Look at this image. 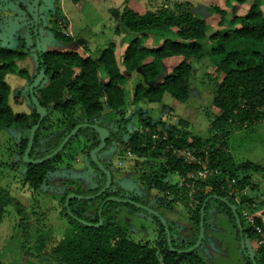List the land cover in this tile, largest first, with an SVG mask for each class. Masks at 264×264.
<instances>
[{
  "label": "trees",
  "instance_id": "1",
  "mask_svg": "<svg viewBox=\"0 0 264 264\" xmlns=\"http://www.w3.org/2000/svg\"><path fill=\"white\" fill-rule=\"evenodd\" d=\"M72 1L76 3L80 0ZM237 1L242 3L245 0ZM260 3L261 0H253L245 14L233 19L232 22L236 26L230 32L223 34L208 31L206 21L192 10V4L188 1L164 3L141 14L130 7H125L120 21L130 32L137 35L125 47L120 63L128 73L139 68L147 82V84L137 83L135 85L133 102L137 103L140 100L159 102L164 93H169L174 99L185 102L189 96V79L192 72L190 61L199 62L208 56L216 70L222 73L221 79L214 84L213 104L219 110L212 122L215 129L228 134L230 127L235 123L251 125L263 118L264 13ZM213 9L217 11L219 23L222 24L225 21L226 11L218 6H214ZM152 34H160L163 37L160 41V37ZM54 36L65 42L73 40L70 35L59 31H56ZM32 37H36L34 31H32ZM146 38H153L156 45L143 44ZM207 40L210 44L208 54L204 46ZM35 51L38 59L37 70L43 69L44 74L32 92L45 108V115L34 133L29 152V157L33 159L54 150L77 123H96L94 119L100 116L104 104L110 109L118 110L124 104L125 82V75L115 55V44L112 42L103 48L97 57L89 54L81 55L71 49L38 52L35 47ZM177 55L183 56V59L161 80H157L162 72V60ZM25 57L26 52L22 50L0 46V126H16L21 131L27 130V136L22 137L18 144L19 161L24 165L22 184L29 186L32 190L43 185L52 171V163L60 158L61 151L77 135L88 130L91 131L94 142L89 147L87 157L101 177L96 176L97 185L91 193L81 192L79 194L97 192L105 184L106 176L89 155V151L99 143L98 133L91 126L80 127L74 135L67 139L60 151L45 160L38 163H26L22 160L29 130L38 121L39 114L31 100L29 88L27 97L32 108L29 111L13 109L11 87L6 77L10 74H21L20 72L24 69H19L18 61ZM99 69L106 76L103 83ZM25 78L30 85L34 77L26 75ZM20 103L18 101L17 104ZM76 108H81L83 118L79 121H71L51 148L37 149L39 131L49 120L50 115L57 113L60 118L67 120L73 117ZM140 120L143 125L137 128H128L130 117L117 121L118 127L109 131L105 146L110 142H116L128 148L133 154L146 156L145 161L151 164L149 170L142 174L144 178H147V188H155L165 198L168 196V193H165L166 190L173 192L177 197L180 195L177 183H168L164 181V177L176 173L185 178L180 188L184 191L193 190L192 200L186 201L185 205L189 203L190 218L196 228L195 239L184 246H178L174 243L166 220L171 241L168 245L164 225L156 214L150 212L158 223V239L154 244L131 240L128 237L129 223L127 220L120 219L118 214L122 206H128L132 210L139 208L144 210V208L127 199L147 205L159 214L160 212L157 206H149L141 195L129 193L127 189L118 186L111 174L109 187L101 195L96 196L100 202L93 213H89L87 208L92 198L71 197L68 202L69 211L64 202V214L68 217V221L61 237L51 249L54 259L59 264H204L197 255L196 248H189L197 239L200 208L204 199L208 197L204 206L203 226L208 208L215 204L234 223L239 239L243 237L244 242L245 239L260 241L254 252L260 256L259 260L254 254L252 255L256 264H262L264 222L259 215L254 214L253 222L247 221L246 223L241 209L243 203L254 209L255 202L246 196L243 197L242 203L238 202L235 194L230 192L229 183L234 178L235 185L241 190L250 184L252 173L262 171L263 168L249 161L236 167L226 150L224 141L218 144L212 139L194 136L188 130L189 125L185 120L180 119L176 125L168 126L162 121L152 123L148 118ZM146 126L150 128V131L145 129ZM152 133H156L157 136L152 137ZM163 134H166L165 139L162 138ZM183 148L191 150L192 154L200 160H205L207 166L213 170L212 174L205 178L195 174L189 177V172L200 169L201 164L199 162L188 163L182 157H178L175 150L179 151ZM148 150H150L149 153ZM97 158L106 169L109 168L103 160L98 156ZM161 158L164 161H161ZM136 164H138L137 161ZM252 187L254 184H251ZM111 195L125 200L105 201L98 214L102 201ZM184 197L187 198L186 194ZM162 201L161 199L160 203ZM10 204L15 205L17 214L20 216L18 223L22 225L26 218L23 206L8 192L4 195L0 194V221L6 206ZM229 204L236 209L242 227L241 233ZM77 218L92 223L98 222L100 218L101 224L90 226ZM245 250L251 254L246 247ZM247 253L244 255L247 264H253ZM0 264L6 263L0 260Z\"/></svg>",
  "mask_w": 264,
  "mask_h": 264
},
{
  "label": "rangeland",
  "instance_id": "2",
  "mask_svg": "<svg viewBox=\"0 0 264 264\" xmlns=\"http://www.w3.org/2000/svg\"><path fill=\"white\" fill-rule=\"evenodd\" d=\"M173 1L190 2L192 10L206 21L208 31L221 34L230 32L236 26L232 22L233 19L245 14L253 2V0H245L242 3L237 0H80L75 3L72 0H38L35 24L34 0H0V46L26 52V57L18 61L19 69H24L20 72L21 76L10 74L6 77L11 87L13 109L29 111L32 108L27 97L30 85L25 77L27 75L35 78L39 72L35 51L36 37H32L35 26H38L37 37L42 52L71 49L81 55L97 57L102 49L112 42L115 44V55L120 63L125 47L137 35L121 23L123 9L130 7L141 14L154 9L157 5L171 4ZM214 6L226 11L222 24L219 23V15L213 9ZM260 7L264 13V0H261ZM56 31L70 35L73 40L65 42L56 39L54 36ZM152 35L160 37V41L163 37L160 34ZM143 44L152 46L156 45V42L153 38H146ZM204 44L208 54L209 41H205ZM182 59L181 55L163 59L162 72L157 80H161ZM190 62L192 72L189 79V96L185 102L164 93L159 102L140 100L137 103L133 102L135 85L147 82L139 68L128 73L120 63V69L125 75L124 104L118 110L110 109L104 104L102 113L94 121L110 131L118 127L117 121L129 117L128 128L141 127L142 118H148L152 123L162 121L166 126L176 125L182 119L188 122V130L194 136L209 138L218 144L224 141L236 167L249 161L263 168L262 171L252 173L250 184L241 190L235 185L234 178L229 185L230 192L235 194L238 202L242 203L245 196L255 202L254 209L243 203L241 209L246 223L253 222L254 214L259 215L264 222V117L251 125L235 123L230 127L228 134L216 130L212 122L219 110L213 104L214 84L221 79L222 73L216 70L208 56L199 62L194 60ZM99 73L103 83L106 76L101 69ZM18 101L21 103L17 104ZM58 116L57 113H52L39 131L37 149L51 148L71 121L83 118L81 108H76L70 119L63 120ZM145 129L150 131L147 126ZM152 135L157 136L156 133ZM26 136L27 130L21 131L16 126H0V194L8 192L23 206L26 216L23 224L19 225L20 216L15 205L6 206L0 221V260L6 264H59L52 256L51 249L61 237L68 221L64 214V198L69 193H91L97 185L96 176L101 177L87 157L94 137L88 130L77 135L61 151L60 158L52 163V171L44 184L32 190L22 184L24 165L19 161V140ZM162 138L165 139L166 134H163ZM175 152L184 160L189 154L190 158L185 160L186 162L202 163L210 171L207 176L212 174L213 170L207 166L205 160L195 157L191 150L183 148ZM97 156L108 165L112 179L118 186L127 189L129 193L141 195L149 206L158 207L160 212L158 214L167 220L175 244L184 246L195 239L196 228L190 218L189 203L185 205L186 201L192 200L193 190L184 191L180 188L185 181L184 177L176 173L164 177V181L168 183H177L180 195L177 197L173 192L166 190L168 196L165 198L155 188H147V178L142 174L149 170L151 164L145 161L146 156L133 154L128 148L116 142L108 143L98 151ZM160 160L164 161L162 158ZM136 161L138 164L135 165ZM196 171L189 172L188 176L196 175ZM251 184H254V187L251 188ZM159 199L163 201L160 203ZM99 202L100 199L92 198L87 205L88 212L93 213ZM118 215L120 219L128 221V237L134 242L154 244L158 239V223L150 211L140 208L132 210L128 206H122ZM203 229L204 235L196 247V253L204 264H247L234 223L215 204L206 212ZM259 244L260 241L245 239V247L257 257V260L260 256L254 252Z\"/></svg>",
  "mask_w": 264,
  "mask_h": 264
},
{
  "label": "water",
  "instance_id": "3",
  "mask_svg": "<svg viewBox=\"0 0 264 264\" xmlns=\"http://www.w3.org/2000/svg\"><path fill=\"white\" fill-rule=\"evenodd\" d=\"M37 1L38 0H34V4H35V8H34V11H35V15H34V18H35V24H36V16H37V13H36V9H37ZM34 33L36 35V48L38 50V52L41 51L40 49V44H39V40H38V37H37V30H36V26H35V29H34ZM43 74H44V71L43 69H40L38 74L35 76L33 82L30 84L29 86V92H30V97H31V100L36 108V111L37 113L39 114V118H38V121L31 126L30 130H29V136H28V140H27V143H26V147L23 151V154H22V160L26 163H38L42 160H45L49 157H51L52 155L56 154L58 151H60L64 145V143L67 141V139L69 137H71L72 135H74L77 130L80 128V127H83V126H91L97 133H98V138H99V143L93 147L89 154H90V157L92 159V161L94 163H96V165L105 173V176H106V182L105 184L103 185V187H101L98 192L94 193V194H91V195H81V194H75V193H69L66 195V198H65V205L67 207V210L69 211V207H68V202H69V199L71 197H76V198H83V197H86V198H95L96 196H99L101 195L110 185L111 183V173L108 169H106L103 164L98 160L97 158V152L102 149L104 146H105V142H106V139L108 137V134H109V131L107 128L101 126V125H98V124H88V123H77L71 130L70 132L63 138V140L59 143V145L54 149L52 150L50 153H47L45 154L44 156L42 157H39V158H31L29 157V152H30V149H31V146H32V142H33V137H34V133H35V130L37 129V127L39 126V123L40 121L42 120V118L44 117L45 115V108L39 103V101L37 100V98L34 96L32 90L35 86H37L39 84V82L41 81L42 77H43ZM215 196V195H214ZM114 199H117V200H120L121 198L119 197H116V196H107L103 201L102 203L100 204L99 206V209H98V214H100V211L102 209V206L104 204L105 201L107 200H114ZM208 197H206L202 203V206L200 208V217H199V233H198V236H197V239L195 240L194 244L189 248V249H192V248H196L202 238H203V235H204V229H203V213H204V206H205V202L207 201ZM121 200H125V199H121ZM222 200H225V198H222ZM127 201L137 205V206H140L148 211H150L151 213H154L156 214L159 219L161 220L162 224L164 225L165 227V231H166V238H167V243L168 245L171 244V241H170V236H169V230L167 228V225H166V222H165V219H163V217H161L156 211L152 210L150 207H148L147 205H143L139 202H136V201H133V200H130V199H127ZM229 207L231 209V211L233 212L234 214V217H235V221H236V224L239 228V231L241 233V230H242V227H241V224H240V220H239V217H238V214L236 212V209L235 207L232 205V204H229ZM79 221H81L82 223L86 224V225H90V226H98L101 224V219L99 218L98 222L96 223H92V222H89V221H86V220H83V219H80V218H77ZM240 246H241V249L244 251V253H247L246 250H245V242H244V239L243 237L240 238ZM248 254V253H247ZM248 257L249 259L252 261L253 264H256V261L253 257L252 254H248Z\"/></svg>",
  "mask_w": 264,
  "mask_h": 264
},
{
  "label": "built area",
  "instance_id": "4",
  "mask_svg": "<svg viewBox=\"0 0 264 264\" xmlns=\"http://www.w3.org/2000/svg\"><path fill=\"white\" fill-rule=\"evenodd\" d=\"M154 136L155 135H152V137H154ZM189 158H190V155L188 154V157L185 160H188ZM209 172L210 171L207 169V167L203 166L201 163V168L196 171V175L199 177H204V176H207V174H209ZM231 193H233V192H231ZM257 230L260 231V229L258 227H257Z\"/></svg>",
  "mask_w": 264,
  "mask_h": 264
}]
</instances>
